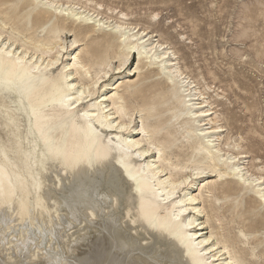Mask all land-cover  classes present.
<instances>
[{"label": "bare ground", "instance_id": "1", "mask_svg": "<svg viewBox=\"0 0 264 264\" xmlns=\"http://www.w3.org/2000/svg\"><path fill=\"white\" fill-rule=\"evenodd\" d=\"M90 1L0 0V224L64 211L53 264H264V166L171 42ZM26 232L0 264L56 258Z\"/></svg>", "mask_w": 264, "mask_h": 264}, {"label": "rangeland", "instance_id": "2", "mask_svg": "<svg viewBox=\"0 0 264 264\" xmlns=\"http://www.w3.org/2000/svg\"><path fill=\"white\" fill-rule=\"evenodd\" d=\"M86 4L88 6L84 9L93 13L94 7L101 8L104 12L102 16L111 15L114 23L116 17H122L120 12L127 13L125 21L135 25L138 23L139 27L150 26L149 30L156 35L155 40L171 42L178 51L181 65L188 66L191 75L200 80L202 88L203 85L211 88L209 91L207 88V92L213 96L211 100L217 102L215 106L218 105L222 118L229 117L228 123L222 120V123L228 124L224 135L230 134L236 138L242 150L249 152V157L244 160L246 163L250 161L264 166V0H91ZM98 4L102 5L99 7ZM156 13L158 15L154 17ZM133 58L129 65L132 70L137 64V54ZM131 72L127 68L114 74L111 79L137 76ZM0 133L3 134L2 131ZM251 169L258 174L259 171ZM195 182L194 190L199 184L198 180ZM99 195L103 196V192ZM61 214L65 217H62L64 221L58 222L64 225L68 217L64 211ZM6 219L0 224L6 229L4 239L0 238L1 247L6 248L3 256L7 258L10 252L15 251L9 240L17 233L27 231L26 238L33 241L32 247L40 246L56 256L46 264L60 259L57 254L60 249H56L57 244L54 243L59 225L48 228L43 220L34 221L33 224L29 220L20 223L13 221L14 218L9 215ZM104 219H111V215L100 214V220H97ZM108 222L106 225L109 226L111 221ZM74 226L70 230L66 227L61 232L76 230L78 227L76 224ZM125 227L124 234L130 235L129 228ZM51 232L55 238L50 236ZM98 236L103 240L101 244H106L104 246L110 244L107 238L113 242L108 229ZM96 252L92 250L94 255ZM113 252L118 256V246L113 248ZM88 262L71 260L66 264Z\"/></svg>", "mask_w": 264, "mask_h": 264}, {"label": "snow or ice", "instance_id": "3", "mask_svg": "<svg viewBox=\"0 0 264 264\" xmlns=\"http://www.w3.org/2000/svg\"><path fill=\"white\" fill-rule=\"evenodd\" d=\"M0 39H2V37H0ZM120 64H121V67H115V65L113 66L116 71H121L123 67L128 66L129 58L127 56L123 57L120 61ZM81 96H83L82 92H81ZM261 198L264 199V194H261ZM227 264H240V262L239 261H235V262L234 261H228Z\"/></svg>", "mask_w": 264, "mask_h": 264}]
</instances>
